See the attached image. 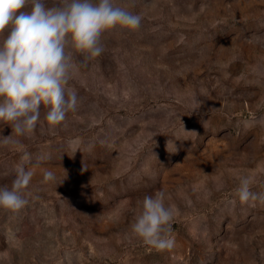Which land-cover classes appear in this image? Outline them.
Wrapping results in <instances>:
<instances>
[{
	"label": "rangeland",
	"instance_id": "1",
	"mask_svg": "<svg viewBox=\"0 0 264 264\" xmlns=\"http://www.w3.org/2000/svg\"><path fill=\"white\" fill-rule=\"evenodd\" d=\"M134 2L141 28L73 68L77 111L0 147V185L34 173L29 204L0 209V264H264V203L236 192L248 175L264 193V0ZM157 191L175 210L165 251L130 231Z\"/></svg>",
	"mask_w": 264,
	"mask_h": 264
},
{
	"label": "clouds",
	"instance_id": "2",
	"mask_svg": "<svg viewBox=\"0 0 264 264\" xmlns=\"http://www.w3.org/2000/svg\"><path fill=\"white\" fill-rule=\"evenodd\" d=\"M126 3L130 6L118 0H54L51 5L48 0H0V122L12 129L11 135L0 136V147L23 150L20 138L35 132L38 124L55 127L77 111L78 94L70 86L73 68L102 55L105 33L141 28L143 14L133 10L134 0ZM29 159L25 151L22 160ZM33 175L23 165L16 167L11 185H0V209L18 213L29 204ZM43 179L56 181L51 170ZM251 186L252 178L241 176L239 201L264 203V193ZM169 199L165 191L138 199L130 224L133 236L158 251L175 246V210L166 203Z\"/></svg>",
	"mask_w": 264,
	"mask_h": 264
}]
</instances>
